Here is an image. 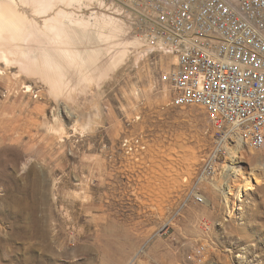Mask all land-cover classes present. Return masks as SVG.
I'll return each instance as SVG.
<instances>
[{
	"label": "rangeland",
	"instance_id": "rangeland-1",
	"mask_svg": "<svg viewBox=\"0 0 264 264\" xmlns=\"http://www.w3.org/2000/svg\"><path fill=\"white\" fill-rule=\"evenodd\" d=\"M13 1L29 16L47 18ZM141 1L58 2L57 10L110 14L125 27L114 36L104 27L99 39L98 26H90L60 43L59 69L39 52L38 62L0 57V264H264V180L225 198L222 176L249 169L245 153L263 162L264 153L243 148L203 185L204 204L180 205L182 177L197 171L213 129L204 108L166 106L170 91L156 83L160 65L176 58L152 52L125 15L127 4ZM72 46L97 49L86 75L62 52ZM137 133L152 150L141 166L119 151L124 135ZM232 178L237 192L241 177Z\"/></svg>",
	"mask_w": 264,
	"mask_h": 264
},
{
	"label": "built area",
	"instance_id": "built-area-1",
	"mask_svg": "<svg viewBox=\"0 0 264 264\" xmlns=\"http://www.w3.org/2000/svg\"><path fill=\"white\" fill-rule=\"evenodd\" d=\"M132 4L125 15L152 52L176 58L166 69L160 65L156 83L162 93L170 91L166 106L204 108L212 124L211 147L195 174L182 177L181 207L204 204L203 185L216 181L226 160L238 159L243 148L264 153V0ZM150 145L142 133L126 134L119 151L141 166Z\"/></svg>",
	"mask_w": 264,
	"mask_h": 264
},
{
	"label": "bare ground",
	"instance_id": "bare-ground-1",
	"mask_svg": "<svg viewBox=\"0 0 264 264\" xmlns=\"http://www.w3.org/2000/svg\"><path fill=\"white\" fill-rule=\"evenodd\" d=\"M21 1L25 5H32L33 12L37 16H47V18L39 21L38 19L29 16L24 10L21 9V7L19 8L18 4L16 5L15 1L0 0V43L2 41L5 43V45H0V57H2L7 62H9L10 54H20L25 59L36 62L37 53L39 52L43 54V57L45 58L44 61L49 68L59 69L61 68V65L55 58V53L61 52V50H63L59 46L60 43H68L73 39L75 40V38H78L83 33H90V26H93V29L95 26H98V29L96 28L97 31H95V36L97 35L99 39H105V34L102 29L104 27H110L111 31H113V36L116 35L117 31H122L124 27V24L120 23V19L117 16H112L110 14L98 15V13H96V15L94 16V13H91L90 16H82L83 14L79 15L74 10L65 8H60L58 10L56 9V5L58 2L67 4L68 7H73L77 0ZM53 10L55 11V13L53 12L54 14H50V12ZM93 17L95 18V20L94 22H91ZM92 34L93 33H91V35ZM70 38H72V40ZM81 38L84 37L81 36ZM139 38L140 37L137 36L135 39L129 42L132 45H135L137 44ZM35 42H37L38 44L37 47L34 48L31 46V44ZM96 50L97 49L82 52L75 46H72L71 49H65V51L62 52L67 53V55H65V58L70 60L72 64L80 67V72L86 75L92 69V64L96 59ZM124 53L125 51L117 56V58H115V61L112 62V64L109 65L108 68L112 70V68H115L114 66L118 64L119 61L122 62ZM60 82H62L63 84H67V81L65 82L64 76L61 77ZM96 113L97 109L94 108V110H91L87 119L88 122H91L90 120L92 115ZM245 156L249 160L248 162H251V166L249 169L239 168L238 171L240 172L236 174L235 172L230 174V172L227 173V171H223L224 175L222 176L227 180V192H225V198L233 196L234 194L241 196L244 190L251 189L254 184H258L259 182L264 180V162L259 160L258 157L255 156V154L247 155L245 153ZM237 175H240L241 179L239 178L236 180H240L241 183L237 187V192H234V184H232L231 180L233 179V176L236 177ZM41 232L43 231H40V233ZM22 233H29V231L23 229Z\"/></svg>",
	"mask_w": 264,
	"mask_h": 264
}]
</instances>
